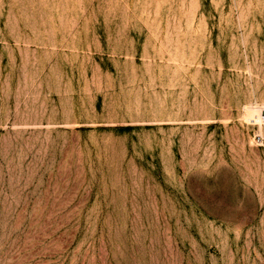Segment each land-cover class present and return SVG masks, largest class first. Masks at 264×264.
Masks as SVG:
<instances>
[{"label":"rangeland","instance_id":"374dc122","mask_svg":"<svg viewBox=\"0 0 264 264\" xmlns=\"http://www.w3.org/2000/svg\"><path fill=\"white\" fill-rule=\"evenodd\" d=\"M256 105L264 0H0V264H264Z\"/></svg>","mask_w":264,"mask_h":264},{"label":"bare ground","instance_id":"6f19581e","mask_svg":"<svg viewBox=\"0 0 264 264\" xmlns=\"http://www.w3.org/2000/svg\"><path fill=\"white\" fill-rule=\"evenodd\" d=\"M246 110H247L246 112H247L248 120L250 118V120L254 121L255 123H259V125H261L259 130L263 131L264 126L262 125V112L264 111V105L263 106L262 105H256L254 107L253 106L248 107V108H246Z\"/></svg>","mask_w":264,"mask_h":264},{"label":"built area","instance_id":"2783aa9c","mask_svg":"<svg viewBox=\"0 0 264 264\" xmlns=\"http://www.w3.org/2000/svg\"><path fill=\"white\" fill-rule=\"evenodd\" d=\"M262 125H264V111H263V114H262ZM257 140L261 141L262 137H258Z\"/></svg>","mask_w":264,"mask_h":264}]
</instances>
